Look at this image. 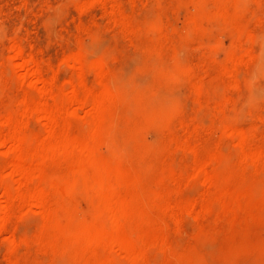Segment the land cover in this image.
Segmentation results:
<instances>
[{
    "label": "rangeland",
    "instance_id": "1",
    "mask_svg": "<svg viewBox=\"0 0 264 264\" xmlns=\"http://www.w3.org/2000/svg\"><path fill=\"white\" fill-rule=\"evenodd\" d=\"M262 164L264 0H0V264H264Z\"/></svg>",
    "mask_w": 264,
    "mask_h": 264
},
{
    "label": "bare ground",
    "instance_id": "2",
    "mask_svg": "<svg viewBox=\"0 0 264 264\" xmlns=\"http://www.w3.org/2000/svg\"><path fill=\"white\" fill-rule=\"evenodd\" d=\"M26 66H28V65H26ZM34 73V72H33ZM32 73V74H33ZM30 74V73H29ZM28 74V75H29ZM27 75V76H28ZM31 80V79H30ZM36 83V82H35ZM103 95V94H102ZM104 96V95H103ZM103 98H105V97H103ZM108 99H110V98H108ZM97 99H93V100H91V106L92 107H94V110L95 109H97L98 108V105L99 104H97V102L98 101H96ZM80 104H83V103H80ZM78 106H80L79 104H78ZM83 106H84V104H83ZM83 106H80V107H83ZM77 107V106H76ZM99 107H100V105H99ZM90 110H91V108H90ZM93 111V110H92ZM36 112V111H35ZM37 113H39V112H37ZM41 113H45V112H41ZM31 114V113H30ZM50 114V113H49ZM48 114V115H49ZM33 115V114H32ZM48 115H46L45 114V116H43L44 118H46V119H51V117L50 116H48ZM71 115V114H70ZM59 139V138H58ZM11 142V152L12 153H14L13 154V156H14V164H13V166H12V173H14V174H17L19 177H22V178H20L21 180L22 179H24V178H27V172H26V169H25V167L23 166V159H21L20 158V156L18 155V147H19V144H18V141H17V139L15 138V136L14 135H12V136H10V139H9ZM9 143V142H8ZM64 143V142H63ZM8 147V146H7ZM46 149H47V147H46ZM91 149V148H90ZM9 150V149H8ZM72 150V148H70L69 147V145L67 144V145H63V147H61V148H59V147H48V149L46 150V153L48 154V156H52V155H54V154H56V153H58V152H70ZM10 152V151H9ZM72 153L73 152H76L79 156H80V158L82 157L83 159H88L89 158V154H88V151H87V149H86V147L84 148V147H79V148H74L73 149V151H71ZM70 152V153H71ZM20 154V153H19ZM46 154V155H47ZM66 154V153H65ZM92 154V153H91ZM77 155V156H78ZM92 157V156H91ZM261 158V157H260ZM253 160H257V158L256 157H254V159ZM83 161V160H82ZM90 161H92V160H90ZM93 162V161H92ZM90 163V162H89ZM262 165H264V164H262ZM77 168V167H76ZM32 172V171H31ZM36 172V171H35ZM75 173V172H74ZM28 175H30V174H28ZM33 175H35V174H33ZM32 175V177H34ZM78 175V174H77ZM31 176V175H30ZM18 177V178H19ZM79 177L82 179L83 178V174H82V172L80 171V174H79ZM35 178V177H34ZM23 183V182H22ZM81 183V182H80ZM99 183V182H98ZM97 183V184H98ZM83 184V183H82ZM17 185V184H16ZM15 185V186H16ZM22 185V184H21ZM99 189H100V187H99ZM16 191V190H15ZM14 191V192H15ZM11 193H12V191H11ZM77 193V192H76ZM14 194V193H13ZM4 195L6 196V197H10L11 195H10V193L9 192H7V191H4ZM17 196V195H16ZM19 197V196H18ZM26 202L29 204V205H39V204H41V199H40V197L39 196H34V197H30V198H28V199H26ZM106 204L108 203V202H105ZM110 204H112V203H110ZM105 205V204H104ZM103 205V206H104ZM109 204H107V205H105V206H108ZM115 205V204H114ZM190 206H191V204H190ZM34 207V206H33ZM170 207V206H169ZM32 208V207H31ZM107 209H110L109 207H106V209L105 210H107ZM114 209V208H113ZM119 209V208H118ZM187 209V208H186ZM115 210V209H114ZM114 210H112L113 212H115ZM185 210V209H184ZM199 210V209H198ZM202 210V209H201ZM200 210V211H201ZM3 211V210H2ZM108 211V210H107ZM111 211V212H112ZM197 211V210H196ZM109 212V211H108ZM111 212H109V213H111ZM118 212V211H117ZM116 212V213H117ZM186 212V211H185ZM189 213H190V210H189ZM112 214V213H111ZM192 214V213H191ZM108 215V214H107ZM183 215H185V214H183ZM170 216V215H169ZM182 216V215H181ZM109 217H110V215H109ZM111 217H112V215H111ZM195 217H196V214H195ZM114 218V217H113ZM173 218V217H172ZM182 218V217H181ZM180 218V219H181ZM192 219V218H191ZM112 220V219H111ZM172 220V219H171ZM183 220V219H182ZM173 221V220H172ZM171 221V222H172ZM175 225V224H174ZM142 242V241H141ZM110 243V242H109ZM148 243H150V242H148ZM154 244H155V242H154ZM149 246H150V244H149ZM149 246H148V248H149ZM152 246V245H151ZM150 246V247H151ZM155 246V245H154ZM142 247H143V245H142ZM110 248H111V251H115L114 250V248H116L117 250L116 251H120L121 253H120V255L123 253L125 256H128V257H130L131 258V260L132 259H138V257H140V253H137V251H136V249H135V251L134 250H132L131 248H129V246H127V245H124V244H121V243H114V242H112L111 244H110ZM112 248H113V250H112ZM137 250H139V249H137ZM139 252H142V251H139ZM111 253H114V252H111ZM118 257V256H117ZM123 257V256H122ZM128 260V259H127Z\"/></svg>",
    "mask_w": 264,
    "mask_h": 264
}]
</instances>
